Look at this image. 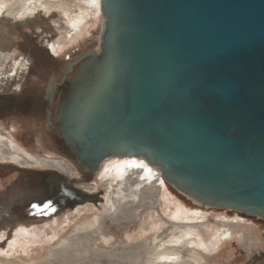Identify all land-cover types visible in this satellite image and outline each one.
<instances>
[{
  "label": "water",
  "instance_id": "water-1",
  "mask_svg": "<svg viewBox=\"0 0 264 264\" xmlns=\"http://www.w3.org/2000/svg\"><path fill=\"white\" fill-rule=\"evenodd\" d=\"M99 9L98 50L71 62L47 114L77 163L94 175L109 157L142 158L196 204L264 220V0ZM54 176L71 207L89 200Z\"/></svg>",
  "mask_w": 264,
  "mask_h": 264
},
{
  "label": "rangeland",
  "instance_id": "rangeland-1",
  "mask_svg": "<svg viewBox=\"0 0 264 264\" xmlns=\"http://www.w3.org/2000/svg\"><path fill=\"white\" fill-rule=\"evenodd\" d=\"M0 1L8 10L17 9V14L10 16L0 12V55L8 56L0 68V138L10 139L35 154L65 161L75 175L69 177L60 172L59 176L71 185L77 181L94 185L92 190H86L90 195L88 201L53 216L49 214L44 218L37 215L30 221H22L26 208L40 204L43 197L39 186H44L40 183L45 174L41 172L56 169L19 165L10 159L0 158V219L4 218L2 216L10 203L20 204L18 208L13 207L20 219L6 218L0 222V264H58L59 251L65 246L62 243L64 238L72 239L75 253L88 264H96L97 261L107 264L110 256L127 264L131 258L126 256L132 245L141 238L155 235L159 229L172 230L180 223L177 218L184 216L177 214V209L181 205L193 208L196 203L168 184L165 188L170 190V202L145 206L126 223L109 221L108 200H116L104 187L109 176L86 174L64 140L56 131H49L47 126L49 109L52 113L56 109L46 98L47 82L52 75L62 78L66 65L78 56L98 50L102 23L99 8L80 22L78 29L72 30L73 22L81 18L89 7L86 0H40V5L35 0ZM28 2H35V5ZM21 5H29L31 7L28 8L34 10L23 15ZM52 45L55 46L53 49ZM112 161L107 168L123 160ZM46 183L48 187L51 184L49 179ZM189 212L186 215L195 217L189 222L195 225V230L200 229L198 233L202 240L212 242L223 229L231 231L230 237L222 241L215 251L200 250L199 264H264V220L236 213L247 219L241 224L223 218L225 213L235 214L223 209L209 211L202 219L198 217L201 215ZM93 213L97 214L100 223H94L86 230L83 223H92ZM184 254L187 258L190 252Z\"/></svg>",
  "mask_w": 264,
  "mask_h": 264
},
{
  "label": "bare ground",
  "instance_id": "bare-ground-1",
  "mask_svg": "<svg viewBox=\"0 0 264 264\" xmlns=\"http://www.w3.org/2000/svg\"><path fill=\"white\" fill-rule=\"evenodd\" d=\"M35 1L37 2V4H41L40 0ZM29 5L34 6L35 2H31L29 3ZM29 5H21L23 15L25 12H32L34 10L28 8L31 7ZM86 5L89 6L87 11L85 13H82L83 16L81 18H77L76 22H73V25L71 27L72 30L78 29L80 22H83L84 20H86V18L92 16L93 13L95 14V10L99 8V0H86ZM0 12L4 13L7 16H10L11 14H17V9L16 11L15 9L8 10V8L5 7L4 2L0 1ZM51 47L53 49L55 46L52 45ZM7 59L8 56L0 55V68L4 66V64L7 62ZM70 64L71 62L66 65L67 69L65 70V72H68ZM46 90L48 93L50 90V86ZM50 101L51 103H53L52 100ZM0 158L10 159L11 161L18 163L19 165L25 164L40 168L52 167L56 169V171L64 172L69 177L75 175L74 170L69 167L68 164L65 163V161L51 157L49 155H40L35 154L31 151L24 150L22 146L13 143L10 139L4 140L0 138ZM112 160L123 161L121 163L115 164L112 168H107L109 164L113 162ZM154 172H156V174ZM99 173H102V176H109L107 181H111L109 183L106 181V183H104V187H107V192L111 193L116 199L112 202L108 200V203L110 204V206L108 207V218L109 221L114 224H122L130 221L145 206H152L161 201L170 202L171 200L170 198H168L170 190L168 189V187L165 188L168 184L162 178L160 172L157 170V168L150 166L147 162L142 160V158L109 157L101 163L96 175H98ZM75 185L78 188L84 190H92V188L94 187V185L92 184H86L85 182L81 181H77ZM215 210L214 208H207L206 206L204 207L198 204H195L193 208L181 205L176 211L177 214L184 215L177 218L180 223L176 225L172 230H170V228L159 229L155 235L141 238V240L132 245L129 249V257L126 256V258L131 259L127 264H199V255L201 252L200 250H205L206 252L215 251V249L221 244L222 241H225L230 237L231 231L229 228L223 229L221 232L217 233V236L213 238L212 242H207L200 239L201 235H199L198 233L200 229L195 230V225L189 222L192 218L194 219L195 217H189V215L186 214L187 211H190L189 213H193L194 215H201L198 217L202 219L203 217H206L205 215H207L209 211L213 212ZM227 211L235 212V214L231 213V215H228L227 213H225V215H223V218L225 219L234 220L235 222L241 224L247 220L244 218H240V215H237L236 213L238 212L236 211ZM82 216H84V211L82 213ZM90 219L92 220V223H83L82 227L86 230H89L94 225V223H100L99 217L96 213H93ZM62 243H65V246H62L59 251L60 256L58 264H88L81 258L80 254L75 253V243H72L71 238H64L62 240ZM185 252H190V255L187 258L185 257ZM120 261V258L115 261L113 257L110 256L109 258H107L106 263L118 264ZM45 264L48 263L46 262ZM90 264H94V262ZM96 264L101 263L97 261Z\"/></svg>",
  "mask_w": 264,
  "mask_h": 264
},
{
  "label": "flooded vegetation",
  "instance_id": "flooded-vegetation-1",
  "mask_svg": "<svg viewBox=\"0 0 264 264\" xmlns=\"http://www.w3.org/2000/svg\"><path fill=\"white\" fill-rule=\"evenodd\" d=\"M66 69H67V66H66ZM62 79H63V77L59 79L56 75L50 76V78H49V80L47 82V88L50 86V90H49L48 93H47V90H46V98H47L48 101L51 100L52 92L56 89V86L61 83ZM51 86H52V89H51ZM52 102L53 103L51 104V106L55 105V108H56L57 97ZM47 126L49 128V131H51V132L56 131L55 125L52 126V124L51 125L48 124ZM56 133H57V131H56ZM41 174H45L44 178H42L43 181L40 183L41 185L43 184L44 186H42V187L39 186V188H40L39 189V193H43V197H42V199L40 201V204H37V205H34V206L31 205V206H29V209L26 208L25 215H23L22 221H28V220L30 221V220H32V218L37 217V215H38V217L39 216H43L44 218L46 217L45 215H49V214H51V216H53V214H55V213H57V212H59L61 210H65V209H68V208L71 207V205H69L68 198L63 193H61V191H60L61 188L60 187H57V188L54 187L55 193H53L52 190H51V187H48V185L46 183L47 179H49L50 182L53 183V184L55 183V181H56V183H58V179L59 178L57 176H54V174H58L59 175L60 172L54 170V171L41 172ZM48 174L52 175L51 178H45V176L48 175ZM59 177H61V176H59ZM74 185L75 184H73V186ZM36 190L37 189H35V191ZM19 205L16 202L10 203L11 207L9 205H8L9 207H6L7 209H5V211H4V214H3L4 216H2L4 218H1L0 222L5 220L6 218H11V219H16L17 218V219H20L19 217L16 216L15 209H13V207H17L18 208Z\"/></svg>",
  "mask_w": 264,
  "mask_h": 264
}]
</instances>
